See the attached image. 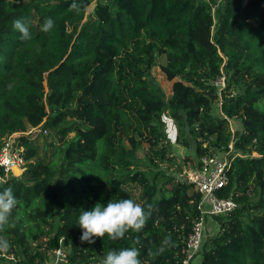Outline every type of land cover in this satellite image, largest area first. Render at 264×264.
Returning <instances> with one entry per match:
<instances>
[{
    "label": "trees",
    "instance_id": "trees-1",
    "mask_svg": "<svg viewBox=\"0 0 264 264\" xmlns=\"http://www.w3.org/2000/svg\"><path fill=\"white\" fill-rule=\"evenodd\" d=\"M219 1L0 0V151L11 134L47 131L20 139L27 167L0 184L19 201L0 231L9 244L0 264H50L61 246L59 264H102L131 247L141 264H183L202 196L168 170L197 167L231 144L220 196L238 207L209 220L200 264H264V0ZM48 17L54 28L44 32ZM17 19L29 22L31 40L20 39ZM157 67L174 81L170 97L151 74ZM165 115L177 144L194 151L181 163ZM231 120L241 123L234 132ZM121 199L151 206L145 227L82 242L80 212Z\"/></svg>",
    "mask_w": 264,
    "mask_h": 264
},
{
    "label": "built area",
    "instance_id": "built-area-1",
    "mask_svg": "<svg viewBox=\"0 0 264 264\" xmlns=\"http://www.w3.org/2000/svg\"><path fill=\"white\" fill-rule=\"evenodd\" d=\"M222 89L225 87V78H220L217 83ZM221 96L219 106H221ZM163 120L168 126L174 142L177 139V130L174 120L168 116H163ZM38 127L30 128L26 132H18L9 135L4 140V146L0 151V170H3L2 180L19 178L27 167L24 159V147L20 145V139L26 137L34 140L38 135L47 136V131ZM171 131H174L173 133ZM169 137V136H168ZM233 145L229 146V151L223 155L206 156L200 160L197 167L189 168L183 166L182 171L176 177L182 182L192 185L193 189L202 196L198 204L199 220L193 225L191 233L186 239V256L183 264H195L201 253L204 241L213 235V228L210 219L216 216H226L238 207L237 202L232 197H221L220 193L229 185V170L232 167ZM67 247L61 246L51 254L50 264L67 263Z\"/></svg>",
    "mask_w": 264,
    "mask_h": 264
},
{
    "label": "clouds",
    "instance_id": "clouds-1",
    "mask_svg": "<svg viewBox=\"0 0 264 264\" xmlns=\"http://www.w3.org/2000/svg\"><path fill=\"white\" fill-rule=\"evenodd\" d=\"M70 10L79 12V5L73 2ZM13 28L18 31L22 41L32 39L29 22L26 19L13 21ZM54 28L52 18H45L42 31L50 32ZM4 183L0 180V184ZM19 201L11 187L0 191V231L10 225L9 217L18 205ZM151 216V206L145 211L139 203L131 199H121L113 202L108 201L105 205L96 203L94 207L87 211H81L78 217V226L83 230L81 241L94 244L95 238L103 239L105 235L110 240L123 239L130 230L140 232ZM165 243H171V238L167 237ZM9 244L0 238V253L7 252ZM140 252L137 248H125L120 251H109L103 259L102 264H141Z\"/></svg>",
    "mask_w": 264,
    "mask_h": 264
},
{
    "label": "rangeland",
    "instance_id": "rangeland-1",
    "mask_svg": "<svg viewBox=\"0 0 264 264\" xmlns=\"http://www.w3.org/2000/svg\"><path fill=\"white\" fill-rule=\"evenodd\" d=\"M230 1V0H228ZM234 1H238V0H234ZM89 12V10H88ZM216 22H218V16H216ZM160 64H164L165 63V58L162 57L160 60H159ZM151 74L152 76L155 78V80L158 82V84L160 85L162 91L165 93V95L167 97H170L171 94H172V88H173V83L174 81H168L165 74L160 70V68H154L152 71H151ZM218 106L216 107L215 109V113H219V104H217ZM172 127H175L176 130H177V135H178V129H177V126L174 122V126ZM230 127H231V130L234 132L236 130H238L240 127H241V123L240 121L238 120H231L230 121ZM166 132H167V135L169 136L168 138L170 139V142L172 144V151L174 153V155H176L178 157V162L181 163V161L186 157V156H192V153H190V151H187V149L183 148L182 146H180L179 144H177V139L176 141L174 142V137L172 138L171 137V133L168 129V126L166 125ZM172 133L174 131H171ZM40 137L42 139H44L46 136H43V135H40ZM146 152H147V147L144 146V148H142L137 156L139 158H141L143 161L142 163V168L144 170H147L149 169V165H148V162L145 160V156H146ZM191 152L194 153V151L192 150ZM218 155H222V154H218ZM193 157V156H192ZM184 166V165H183ZM161 169L164 171V172H167V166H161ZM156 172H158L159 169H155ZM168 173L169 174H173L175 175V177H177L179 175V172H175L173 170H168ZM201 259V257H199L197 259V262H199Z\"/></svg>",
    "mask_w": 264,
    "mask_h": 264
},
{
    "label": "water",
    "instance_id": "water-1",
    "mask_svg": "<svg viewBox=\"0 0 264 264\" xmlns=\"http://www.w3.org/2000/svg\"><path fill=\"white\" fill-rule=\"evenodd\" d=\"M95 6H96V2H94L93 5L89 8V12H92L94 10Z\"/></svg>",
    "mask_w": 264,
    "mask_h": 264
},
{
    "label": "crops",
    "instance_id": "crops-1",
    "mask_svg": "<svg viewBox=\"0 0 264 264\" xmlns=\"http://www.w3.org/2000/svg\"><path fill=\"white\" fill-rule=\"evenodd\" d=\"M190 153H191V152H190ZM199 257H201V256H198V257H197V259H198ZM197 259H196V261H195V264H200V262H201V259H200V261H199V262H197Z\"/></svg>",
    "mask_w": 264,
    "mask_h": 264
},
{
    "label": "bare ground",
    "instance_id": "bare-ground-1",
    "mask_svg": "<svg viewBox=\"0 0 264 264\" xmlns=\"http://www.w3.org/2000/svg\"><path fill=\"white\" fill-rule=\"evenodd\" d=\"M222 0H220L219 2H221Z\"/></svg>",
    "mask_w": 264,
    "mask_h": 264
}]
</instances>
